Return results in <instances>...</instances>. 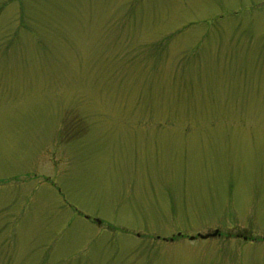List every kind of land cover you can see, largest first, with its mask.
<instances>
[{
    "label": "rangeland",
    "instance_id": "1",
    "mask_svg": "<svg viewBox=\"0 0 264 264\" xmlns=\"http://www.w3.org/2000/svg\"><path fill=\"white\" fill-rule=\"evenodd\" d=\"M0 264H264V0H0Z\"/></svg>",
    "mask_w": 264,
    "mask_h": 264
},
{
    "label": "water",
    "instance_id": "2",
    "mask_svg": "<svg viewBox=\"0 0 264 264\" xmlns=\"http://www.w3.org/2000/svg\"><path fill=\"white\" fill-rule=\"evenodd\" d=\"M217 234H218V232L217 231H214L213 233H211V234H206V235H197V237L199 238V239H202V240H206V239H208V238H212V237H215V236H217ZM195 239V237H190L189 238V240H194Z\"/></svg>",
    "mask_w": 264,
    "mask_h": 264
}]
</instances>
